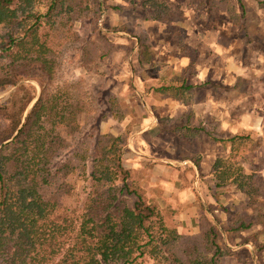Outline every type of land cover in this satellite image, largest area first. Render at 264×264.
<instances>
[{
  "label": "rangeland",
  "instance_id": "374dc122",
  "mask_svg": "<svg viewBox=\"0 0 264 264\" xmlns=\"http://www.w3.org/2000/svg\"><path fill=\"white\" fill-rule=\"evenodd\" d=\"M261 2L264 0H103L95 21L78 24L81 44L72 45L63 56L62 77L80 80L91 107L82 136L57 159L60 162L70 153L78 154L77 169L68 180L76 184L82 197L93 153L100 149L101 154L120 137L127 138L123 151L127 166L145 156L144 162L154 157L159 164L180 168L190 165L188 161L201 162L207 152L217 153L220 159L235 149L239 158L234 162L244 167L241 187L232 184L224 193L223 188L216 189V197L204 183L212 171L200 174L201 182L195 185L194 169H175L172 194L164 195L160 188H150L152 169L145 165L142 172L138 170L141 185L148 188L144 187L148 200L163 209L167 226L182 235L178 244L159 257H148L147 264H177L175 256L187 255L210 260L216 247L220 254L215 264H264ZM36 10L43 13L44 3L37 4ZM95 25L106 32V41L93 34ZM184 81L191 89L178 97L156 90ZM13 89L1 93L0 99ZM37 90L39 95L38 86ZM147 127V142L136 140ZM157 134L162 140H151ZM237 135L245 138L234 146L226 142ZM137 145L145 147L146 153L138 154ZM171 201L174 204L169 205ZM209 206L213 212L203 221V208ZM185 219H193V225ZM215 219L222 236L208 250L197 235ZM241 222L251 227L235 232L231 244L223 228H235Z\"/></svg>",
  "mask_w": 264,
  "mask_h": 264
},
{
  "label": "trees",
  "instance_id": "16d2710c",
  "mask_svg": "<svg viewBox=\"0 0 264 264\" xmlns=\"http://www.w3.org/2000/svg\"><path fill=\"white\" fill-rule=\"evenodd\" d=\"M39 3L43 13L36 10ZM103 7V0H0V94L14 88L0 99V264H147L182 239L167 226L163 209L148 200L140 173L124 166L126 137L93 153L83 197L68 180L78 154L57 162L82 136L91 108L80 80L62 77L63 56L81 44L78 24L95 21ZM93 34L107 39L97 25ZM186 84L156 90L178 97L191 89ZM244 138L226 142L234 146ZM238 156L232 149L216 160L204 180L213 196L245 178L243 165L234 162ZM203 209L204 221L213 208ZM214 221L197 235L208 250L222 236ZM250 227L241 222L223 232L234 244L235 232ZM219 254L216 247L210 260L174 259L215 264Z\"/></svg>",
  "mask_w": 264,
  "mask_h": 264
},
{
  "label": "crops",
  "instance_id": "0c3cea01",
  "mask_svg": "<svg viewBox=\"0 0 264 264\" xmlns=\"http://www.w3.org/2000/svg\"><path fill=\"white\" fill-rule=\"evenodd\" d=\"M186 26H188V25H186ZM142 132L144 134L141 133L139 136H137L136 140H138L139 142H141V141L147 142V140L149 139V135L147 133H150L148 131V127L146 129H144ZM155 137H156L155 139H153L154 137L153 138L151 137V140H155V141L162 140V137L160 134L155 135ZM147 146L151 147L150 144H147ZM137 149L139 152L138 154L146 153V148L145 147L142 148L141 145H137ZM144 159H146V157L142 156V158L140 160L139 159L135 160L134 164H131L130 166L129 165L127 166L126 163L124 162V166L128 169H132L134 171L140 170V172H142L144 169H146L145 165H147L148 166L147 169H152L151 170L152 176H151V180L149 181V184L151 186L150 188L154 189V190L160 188V190L162 191V193L164 195L165 194L171 195L172 194V188H173L172 184L175 182V180H177V178L173 175V172L176 171L175 169H194L195 174L197 175L196 181L194 183H195V185L199 184L201 182L200 174L201 175L210 174L211 171H213V167H214V164L216 161L215 159H217V153H213L210 151V152H207L205 154H202L201 162L196 163L197 165L191 161H188L187 163L190 165H187L185 167H180V168L179 167H172L170 165H167L166 163L159 164L156 162L157 159L154 157L153 158L151 157V159L149 158V160H146L147 162H144ZM125 160H126V158H125ZM144 187L146 188L145 185H144ZM147 189L148 188H146V190ZM172 204H174L172 201L169 202V205H172ZM185 222H187L186 219H185ZM188 222H189V224H192L193 219H190ZM195 223H196V221H195ZM195 225L198 226L197 223Z\"/></svg>",
  "mask_w": 264,
  "mask_h": 264
},
{
  "label": "water",
  "instance_id": "95a60500",
  "mask_svg": "<svg viewBox=\"0 0 264 264\" xmlns=\"http://www.w3.org/2000/svg\"><path fill=\"white\" fill-rule=\"evenodd\" d=\"M31 107H32V106H31ZM31 107H30V108H31Z\"/></svg>",
  "mask_w": 264,
  "mask_h": 264
}]
</instances>
